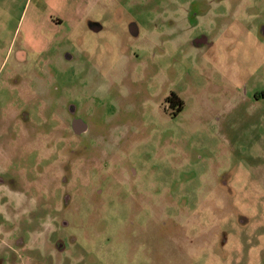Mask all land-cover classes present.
<instances>
[{
	"label": "rangeland",
	"instance_id": "374dc122",
	"mask_svg": "<svg viewBox=\"0 0 264 264\" xmlns=\"http://www.w3.org/2000/svg\"><path fill=\"white\" fill-rule=\"evenodd\" d=\"M82 11L0 0V264H264V0Z\"/></svg>",
	"mask_w": 264,
	"mask_h": 264
},
{
	"label": "flooded vegetation",
	"instance_id": "af4514ba",
	"mask_svg": "<svg viewBox=\"0 0 264 264\" xmlns=\"http://www.w3.org/2000/svg\"><path fill=\"white\" fill-rule=\"evenodd\" d=\"M61 23V22H60ZM95 32V31H94ZM129 32H130V38L132 37H138L139 36V31L137 30V27H136V24L134 23V22H132L130 25H129ZM129 36L126 38V44H128L129 42H130V38H129ZM64 57L65 58H68V60H72V56H69V55H64ZM26 84H28V82L26 83ZM27 88H28V86H27ZM32 96H33V93H32ZM164 102L165 103H167L169 106H172V105H176L177 106V108L175 109V110H173V111H169V115L170 116H173V115H176L181 109H182V107H183V104H184V102H183V100H182V98L176 93V92H174V91H170L166 96H165V98H164ZM179 104V105H178ZM65 106H66V112L67 113H70V116H71V118H72V121H71V126L73 125V120L75 121V120H80V117H79V115H78V110H77V108L76 107H74V105H71V104H64ZM180 106V107H179ZM178 108H180V109H178ZM16 111L15 112H13L12 114H11V116H10V121L12 122L13 120L12 119H15V117H16ZM22 113V114H21ZM21 113H19L20 114V116L18 117V119L19 120H17L16 122L18 123V124H16V125H18V134H19V123L20 124H22V125H25L24 124V120H26L27 121V119H28V117H29V114H28V112H27V110L26 111H22ZM5 119H6V117H5ZM15 121V120H14ZM77 125V124H76ZM25 127H26V132H27V134H28V130H27V125H25ZM78 127V125L76 126V128ZM74 128V127H73ZM86 130H87V127H85V129L84 130H82V131H75L74 130V132L77 134V136H82V135H84L85 133H86ZM78 149H79V147H78V145L76 146V150H74L75 151V153L77 154V155H79L80 156V153H79V151H78ZM102 170V169H101ZM102 177H101V179H100V183L99 184H102V185H107V183H106V179H110L111 178V176L109 175V174H106V172H104V171H102ZM130 178L129 179H131L132 178V175H130L129 176ZM129 179H127V180H129ZM104 187H106V186H104ZM101 192H102V188H99L98 190H97V192H96V194L98 195V194H101Z\"/></svg>",
	"mask_w": 264,
	"mask_h": 264
},
{
	"label": "crops",
	"instance_id": "0c3cea01",
	"mask_svg": "<svg viewBox=\"0 0 264 264\" xmlns=\"http://www.w3.org/2000/svg\"><path fill=\"white\" fill-rule=\"evenodd\" d=\"M91 0H37V3L39 5H48L55 11L54 13L58 16L59 21L65 20L67 22L68 20H76L78 18H81L85 15V13L82 11V6L86 5ZM55 14H48L47 18H53ZM87 16V15H86ZM11 116V114H9ZM62 247L61 249H63ZM62 262H70L71 259H74L76 262H78V258H73L71 256H66L63 254V256L60 255L57 256ZM64 264V263H63Z\"/></svg>",
	"mask_w": 264,
	"mask_h": 264
},
{
	"label": "water",
	"instance_id": "95a60500",
	"mask_svg": "<svg viewBox=\"0 0 264 264\" xmlns=\"http://www.w3.org/2000/svg\"><path fill=\"white\" fill-rule=\"evenodd\" d=\"M78 125V127L76 128V126ZM73 127L75 131H82L85 129V124L81 121V120H75V122H73Z\"/></svg>",
	"mask_w": 264,
	"mask_h": 264
},
{
	"label": "trees",
	"instance_id": "16d2710c",
	"mask_svg": "<svg viewBox=\"0 0 264 264\" xmlns=\"http://www.w3.org/2000/svg\"><path fill=\"white\" fill-rule=\"evenodd\" d=\"M179 105V104H178ZM180 107V106H179ZM178 109H180V108H178Z\"/></svg>",
	"mask_w": 264,
	"mask_h": 264
}]
</instances>
